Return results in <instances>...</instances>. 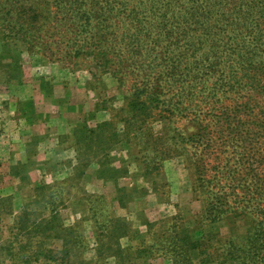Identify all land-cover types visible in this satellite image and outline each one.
<instances>
[{"label": "rangeland", "instance_id": "374dc122", "mask_svg": "<svg viewBox=\"0 0 264 264\" xmlns=\"http://www.w3.org/2000/svg\"><path fill=\"white\" fill-rule=\"evenodd\" d=\"M70 1L0 0V264H218L216 254L230 245L247 251L254 246L264 256L263 185L252 196L264 177V141L258 142L264 139L262 97L246 105L253 108L251 115L236 106L253 91L238 86L212 97L218 100L213 106L201 101L205 91L201 97L194 82L182 111L164 110L165 117H156L155 110L137 104L142 96L132 94V87L174 72L171 61L158 62L172 55L166 43L177 37L169 44L176 53L187 37L146 31L148 36L139 37L147 58L136 57L140 63L128 64L131 72H118L119 57L112 53L105 64L66 46L64 9ZM120 32L110 42L118 48L129 39ZM191 34L192 40L200 38ZM73 36L77 42L90 37ZM155 38L158 43L152 44ZM128 48L121 57L127 58ZM131 52L128 58L136 55ZM149 60L152 68L145 67ZM249 67L256 70L258 64L252 61ZM203 74L206 88L213 77ZM236 74L238 79L239 69ZM66 100L81 107V116L64 117L78 116L71 135L72 126L60 119ZM222 105L239 110L241 122L234 119L231 129L246 138L240 146L239 141L217 145L214 139L199 152L195 140L209 126L213 136L230 127L210 125L216 117L196 126L185 114L215 115ZM65 140L70 146L61 152ZM257 155L263 156L260 162ZM205 207L226 211L209 219ZM21 210L25 219L18 220ZM173 230L189 240H208L194 250H179L171 241ZM226 264L242 263L232 258Z\"/></svg>", "mask_w": 264, "mask_h": 264}, {"label": "trees", "instance_id": "16d2710c", "mask_svg": "<svg viewBox=\"0 0 264 264\" xmlns=\"http://www.w3.org/2000/svg\"><path fill=\"white\" fill-rule=\"evenodd\" d=\"M67 4L69 5L64 9L66 12L64 15L69 21L65 26V30L68 29L69 34L66 46L69 49H74L73 53L75 54H93L95 59L99 57V61L105 64L107 63L106 57L109 53H112L114 59H116V56L119 57L117 58L118 66H116V71L118 72H123L124 70L131 72L130 69L132 67L128 64L140 63L136 62V57H139L141 61L147 58L141 52L143 48L139 37L142 34H147L148 36L149 33L146 31L153 33L151 30H157L153 34L169 33L174 35L175 33H180V35L187 37L184 40L186 43L183 44L185 48L178 50L176 53L173 52L174 49H171L169 44L171 45L179 39L175 37L172 42L166 43L165 48L169 49L167 54L172 55H165L158 62L162 66L171 61V68L175 67L174 72L170 70L166 77L160 76L157 82L151 83L145 79V81H139L132 87V94H140L142 96L139 97L142 101L137 102V104L144 110H155L158 118L165 117L164 113H162L164 110L169 111V114H172L173 111H182L185 107L182 106L183 103L189 101L190 93H192V89L189 90V88L191 83L194 82L199 85L198 91L201 92V97L203 96L202 92L205 91L204 99L201 98V101L207 100L206 102L213 104V106L218 104V100H215V98L211 99L212 97L217 95L224 96L226 92L238 86L246 87L248 90L253 91L254 94H251L248 99L240 98L236 107L244 108L245 106L246 109L250 110L249 113L254 115L253 108L246 105L251 101L253 102L256 96H261L264 101V0H71ZM243 5L247 9L243 8ZM252 9H255L257 16L253 14ZM116 18H123L126 22L123 25H117L114 23ZM120 28L122 37L125 35L129 39L120 42L123 45L118 48L113 44L111 45L110 42H113V35L116 34L114 32L120 31ZM76 33L82 34L84 37L86 35L90 37L87 41L77 42L73 36ZM191 33L198 34L200 38L196 40L190 39ZM211 35L213 36L209 37ZM219 36L224 39H219ZM121 39L120 41H122ZM151 42L152 44L158 43V38L152 39ZM105 43L108 45L107 49L104 48ZM128 45H130V48H128L127 58L121 57V51H126ZM203 45H205L204 49ZM149 46L148 49H153L151 48L152 45ZM131 51L137 56L128 58ZM252 61L254 64H258L256 70L249 67ZM151 63L152 60L146 61L145 67L152 68ZM124 64H126V67L123 66ZM198 66L200 67L199 69H197ZM222 66L225 67L220 72V67ZM201 69L203 71L206 69V71L200 72ZM238 69L240 75L237 79L236 73ZM203 73L213 77V82L206 87L207 89L203 86L205 78ZM260 73L263 75L260 76ZM170 86L175 87L174 90H171ZM166 88L168 92L163 91ZM163 95L164 98L162 97ZM234 107L233 105L231 107L222 105L215 115L211 111H207V114L201 117L195 113L185 114L187 121L196 126L204 127L208 125L206 121L216 117V120H211L210 125L215 127L213 124L216 123V127L220 128L221 126L219 127V125L224 122L226 126L230 127L229 130H226V134L222 132L213 136L209 126L205 135L195 140V147L197 146L200 149L199 152L214 144V139H216L217 145L225 142L232 145L235 141H239L238 145H241L242 137H246H241L238 134L239 131L234 132L231 129L235 127L234 119L238 124L241 122V117L237 116L239 110ZM230 115L233 117L232 121L229 119ZM208 117L210 118L208 119ZM244 123H246L245 120H243ZM247 139L254 144L257 143L252 138ZM256 140L258 139L256 138ZM260 141H264V139H260L258 142ZM246 156L243 159L245 162L248 159ZM256 158L255 161L260 162L263 156L257 155ZM198 159H201V157L199 156ZM238 159L242 158L238 156ZM262 162L264 164V160ZM78 172L81 173L82 168ZM94 173L96 174V171ZM201 178L202 176H197L196 180L200 181ZM256 183L252 196H256L262 190L260 185H263L264 192V177L261 180H257ZM194 189L195 187L193 186V192H195ZM39 200L43 201L42 204L46 201L42 198H39ZM205 200L208 201L207 199ZM205 210L209 219H219L217 218L219 214L226 211L225 209L213 208L211 212L208 207H205ZM229 213L232 216H238L235 211L229 210ZM24 214L25 211L21 210L18 220L25 219ZM177 229H179L178 226ZM172 238L171 241L176 248L183 251L194 250L195 246H200L208 240L206 237L204 240V236L200 240H189L181 230H173ZM251 247H249L248 252L244 248L230 245L229 249L216 254L217 258L215 260H217L218 264H226L232 258H236L242 264H264L263 254H257L259 250L257 247L253 246V249ZM259 252L261 251L259 250ZM237 255L239 257L241 255V258ZM208 256H210V253ZM208 259L211 258L207 257Z\"/></svg>", "mask_w": 264, "mask_h": 264}, {"label": "crops", "instance_id": "0c3cea01", "mask_svg": "<svg viewBox=\"0 0 264 264\" xmlns=\"http://www.w3.org/2000/svg\"><path fill=\"white\" fill-rule=\"evenodd\" d=\"M78 103H75L74 102V104H72L70 101L68 102V100H66V104H65L64 108L61 109L60 119L63 118V120H64V122L66 124L70 125V127L72 126L71 128L69 127L71 129V130L69 129L70 132L68 131L70 133V135H71V133H73V129H74L73 127L75 126L74 125L75 124V122H74L75 120L74 119L76 117H78V116H81L80 115L81 114V107H80V103L79 104ZM72 115H78V116H76L73 119H66V118H64V117L69 118L70 116L72 117ZM47 117H48V119H50L51 116H48L47 115ZM68 132L66 130V137L67 138L69 137ZM64 143H65V146L61 148V152H64L63 150H66V149L68 150V145L70 146V144H68V140L67 141L65 140ZM69 148H71V147H69Z\"/></svg>", "mask_w": 264, "mask_h": 264}]
</instances>
